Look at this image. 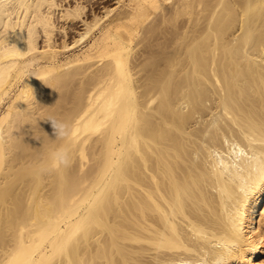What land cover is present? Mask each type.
Instances as JSON below:
<instances>
[{"label":"bare ground","instance_id":"obj_1","mask_svg":"<svg viewBox=\"0 0 264 264\" xmlns=\"http://www.w3.org/2000/svg\"><path fill=\"white\" fill-rule=\"evenodd\" d=\"M220 258L264 264V0H0V264Z\"/></svg>","mask_w":264,"mask_h":264},{"label":"clouds","instance_id":"obj_2","mask_svg":"<svg viewBox=\"0 0 264 264\" xmlns=\"http://www.w3.org/2000/svg\"><path fill=\"white\" fill-rule=\"evenodd\" d=\"M56 130L62 129V126H58L55 122H52ZM216 264H223V258H220L216 261Z\"/></svg>","mask_w":264,"mask_h":264},{"label":"rangeland","instance_id":"obj_3","mask_svg":"<svg viewBox=\"0 0 264 264\" xmlns=\"http://www.w3.org/2000/svg\"><path fill=\"white\" fill-rule=\"evenodd\" d=\"M100 6H101V5H99V4H97V3H95V4L93 5V7H94L95 10H98V8H99ZM75 27H78V24H76ZM70 31H71V30H70Z\"/></svg>","mask_w":264,"mask_h":264}]
</instances>
